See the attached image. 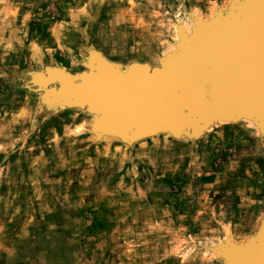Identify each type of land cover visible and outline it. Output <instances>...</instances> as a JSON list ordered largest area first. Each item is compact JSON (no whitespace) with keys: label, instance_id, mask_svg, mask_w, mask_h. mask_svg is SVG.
Returning <instances> with one entry per match:
<instances>
[{"label":"rangeland","instance_id":"374dc122","mask_svg":"<svg viewBox=\"0 0 264 264\" xmlns=\"http://www.w3.org/2000/svg\"><path fill=\"white\" fill-rule=\"evenodd\" d=\"M263 6L0 0V264H264V111L124 129L98 108Z\"/></svg>","mask_w":264,"mask_h":264},{"label":"water","instance_id":"95a60500","mask_svg":"<svg viewBox=\"0 0 264 264\" xmlns=\"http://www.w3.org/2000/svg\"><path fill=\"white\" fill-rule=\"evenodd\" d=\"M207 48L186 70L175 68L128 84L102 82L105 104L98 108L109 111L104 115L119 114L124 129L129 122L163 127L189 114L223 117L264 111V14Z\"/></svg>","mask_w":264,"mask_h":264},{"label":"bare ground","instance_id":"6f19581e","mask_svg":"<svg viewBox=\"0 0 264 264\" xmlns=\"http://www.w3.org/2000/svg\"><path fill=\"white\" fill-rule=\"evenodd\" d=\"M191 55H192V54H191ZM215 61H216V58H215ZM215 61H214V62H215ZM235 103L237 104V102H235ZM235 103H233V104H235Z\"/></svg>","mask_w":264,"mask_h":264}]
</instances>
